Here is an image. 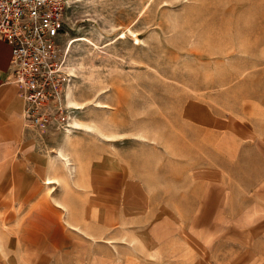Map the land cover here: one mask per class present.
Instances as JSON below:
<instances>
[{
    "label": "rangeland",
    "instance_id": "374dc122",
    "mask_svg": "<svg viewBox=\"0 0 264 264\" xmlns=\"http://www.w3.org/2000/svg\"><path fill=\"white\" fill-rule=\"evenodd\" d=\"M63 28L62 104L0 165V264H264V0H67Z\"/></svg>",
    "mask_w": 264,
    "mask_h": 264
},
{
    "label": "built area",
    "instance_id": "2783aa9c",
    "mask_svg": "<svg viewBox=\"0 0 264 264\" xmlns=\"http://www.w3.org/2000/svg\"><path fill=\"white\" fill-rule=\"evenodd\" d=\"M67 0H0V40L11 48L9 70L24 103V118L44 125L63 101L66 76L59 42Z\"/></svg>",
    "mask_w": 264,
    "mask_h": 264
},
{
    "label": "crops",
    "instance_id": "0c3cea01",
    "mask_svg": "<svg viewBox=\"0 0 264 264\" xmlns=\"http://www.w3.org/2000/svg\"><path fill=\"white\" fill-rule=\"evenodd\" d=\"M10 56V46L0 40V165H3L9 159V155L13 153L15 150L14 144L19 142V136L22 132L20 120L23 117L21 114L24 103L19 95L18 88L11 80ZM48 178L54 180L55 184L60 185L61 183L57 177L50 176L46 179ZM54 183L48 184L52 185ZM57 203L59 206L66 208L61 201Z\"/></svg>",
    "mask_w": 264,
    "mask_h": 264
},
{
    "label": "bare ground",
    "instance_id": "6f19581e",
    "mask_svg": "<svg viewBox=\"0 0 264 264\" xmlns=\"http://www.w3.org/2000/svg\"><path fill=\"white\" fill-rule=\"evenodd\" d=\"M71 42H73V41H71ZM69 103H70V105L75 106V108H77V109L81 108V105L76 103L74 100L69 99ZM69 127H71V123H70ZM72 127L75 129H78V130L84 129V130H87L88 132H92V128L89 125H85V124L78 122V121H74ZM65 132L67 134V140H68L73 131L71 129H66ZM59 157L63 161L64 165L70 170V172L73 171L74 168H73V166H71L72 164L70 163L69 156H67L65 153L59 152ZM46 183L47 184L48 183H54V180H51V178H48Z\"/></svg>",
    "mask_w": 264,
    "mask_h": 264
}]
</instances>
